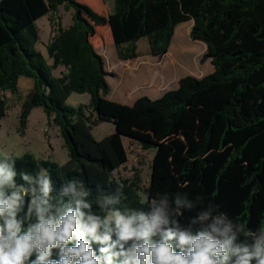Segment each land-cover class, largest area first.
Returning <instances> with one entry per match:
<instances>
[{
  "label": "trees",
  "instance_id": "1",
  "mask_svg": "<svg viewBox=\"0 0 264 264\" xmlns=\"http://www.w3.org/2000/svg\"><path fill=\"white\" fill-rule=\"evenodd\" d=\"M60 6L73 9L72 23L63 26L59 18L54 29ZM44 15L54 30L46 46L51 63L36 46V20ZM190 20V38L206 44L201 61L210 59L212 72L182 76L161 96L141 95L126 106L108 98L113 73L93 43L99 26L109 27L118 58L126 60L137 57L142 38L151 54H165L175 30ZM181 50L198 54L200 48L186 43ZM166 57L176 62L171 52ZM22 77L32 80L21 104L22 131L31 111L41 107L59 127L69 159L60 164L29 152L11 155L18 185L25 184L19 173L43 167L54 196L68 180H82L99 214L97 185L105 194L119 186L123 196L116 207L148 210L151 199L179 192L202 197L177 218L182 225L212 202L246 227L264 226V0H114L108 15L80 0H0V117L8 110L2 92L18 95ZM73 92L89 93V104H68ZM102 121L113 122L116 131L96 139L92 127ZM124 136L156 148L145 201L136 180L114 175L128 160ZM100 247L93 244L97 254ZM52 258H58L55 249Z\"/></svg>",
  "mask_w": 264,
  "mask_h": 264
},
{
  "label": "clouds",
  "instance_id": "2",
  "mask_svg": "<svg viewBox=\"0 0 264 264\" xmlns=\"http://www.w3.org/2000/svg\"><path fill=\"white\" fill-rule=\"evenodd\" d=\"M17 174L12 156L0 158V264H264V226L246 227L212 202L188 225L179 222L202 197L177 192L151 199L148 210L116 207L122 189L105 194L97 185L99 214L82 180H68L54 196L47 170L19 173L24 185Z\"/></svg>",
  "mask_w": 264,
  "mask_h": 264
},
{
  "label": "rangeland",
  "instance_id": "3",
  "mask_svg": "<svg viewBox=\"0 0 264 264\" xmlns=\"http://www.w3.org/2000/svg\"><path fill=\"white\" fill-rule=\"evenodd\" d=\"M92 1L96 6L101 4L98 0ZM90 3L87 4L100 12L96 6ZM105 4L114 8V0H105ZM72 14L73 9L65 10L63 6H60L56 15V22L60 18L63 26H69L72 23ZM191 22L190 20L181 23L180 25L185 23L187 25L180 27L175 38L173 39L172 37L171 48L169 47L168 50L176 58V62L173 61V63L170 61L173 58L165 56L168 51L163 55H151L146 38L140 39L137 43L139 57L121 60L117 56L109 27L107 25L99 26L96 35L93 37V43L96 49L102 53L108 72L113 73L107 76L111 89L108 98L121 102L126 106L132 104L133 100L141 95L155 97L162 91L176 87L178 80L182 76H203L212 72L214 66L211 60L201 61L203 54L207 50L206 44L190 38V29L193 24ZM36 25L40 36L36 45L37 49L51 63L46 46L54 30H52L48 15L37 19ZM54 27V29L58 28V22L55 23ZM186 43L190 46H202V48L198 54H188L181 50ZM188 68H192V70L188 71ZM63 69L62 66L55 69L53 71L54 75H59ZM31 87L32 80L22 77L19 81L18 95H13L9 91L3 92L8 102V110L5 116L0 117V155L21 157L26 152H29L39 161L51 160L63 164L69 159V155L59 127L54 121H48L41 107H36L31 111L24 131L21 129V104ZM89 102V93L73 92L67 100V103L73 106L88 105ZM115 131L116 125L109 121H102L92 127V133L96 139H101ZM123 139L128 152V160L115 171L114 175L117 179L136 180L141 189L139 191L141 200L145 201L147 200V195L144 193L143 188L150 181L151 165L156 148L150 147L146 149L137 140H132L126 136Z\"/></svg>",
  "mask_w": 264,
  "mask_h": 264
},
{
  "label": "crops",
  "instance_id": "4",
  "mask_svg": "<svg viewBox=\"0 0 264 264\" xmlns=\"http://www.w3.org/2000/svg\"><path fill=\"white\" fill-rule=\"evenodd\" d=\"M82 2H87V3H90L91 5H93V6H96L95 5V3L92 1V0H81ZM98 1H100L101 2V4H99V6H96L98 9H99V11H100V13H102V14H105V15H108L112 10H113V8L112 7H109V6H107L106 4H105V0H98ZM104 3V4H103ZM192 21V20H191ZM191 23H193V21L191 22ZM177 28V27H176ZM177 30L178 29H176V32H175V34L173 35L174 36V38H175V35H176V33H177ZM173 38V39H174ZM173 43V42H172ZM202 45H204V44H202ZM199 47V46H198ZM171 48V47H170ZM200 48V50H201V48H202V46H200L199 47ZM98 52H99V50H97ZM168 52H170L169 50H168ZM167 52V53H168ZM101 55H102V53L101 52H99ZM172 53V52H171ZM137 54H138V52H137ZM173 54V53H172ZM151 55H153V54H151ZM103 56V55H102ZM165 56H166V54H165ZM137 57H139L138 55H137ZM173 57L175 58V56L173 55ZM122 60V59H121ZM207 60V59H206ZM106 70H107V68H106ZM108 71V70H107ZM206 73V72H205ZM196 77H201V76H196ZM31 89V88H30ZM165 91H162V92H160V94H158L157 96H155V97H152L151 96V98H156V97H159V96H161L163 93H164ZM3 93V92H2ZM4 94V93H3ZM5 95V94H4ZM150 97V96H149ZM135 100V99H134ZM133 100V101H134ZM123 142H124V139H123ZM125 145V144H124ZM126 147V146H125ZM127 149V148H126ZM122 167V166H121Z\"/></svg>",
  "mask_w": 264,
  "mask_h": 264
}]
</instances>
